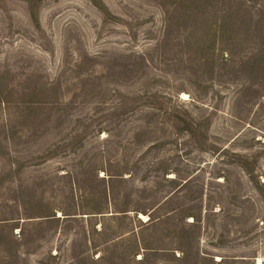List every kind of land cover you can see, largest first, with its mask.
<instances>
[{
  "label": "rangeland",
  "instance_id": "1",
  "mask_svg": "<svg viewBox=\"0 0 264 264\" xmlns=\"http://www.w3.org/2000/svg\"><path fill=\"white\" fill-rule=\"evenodd\" d=\"M0 264H264V0H0Z\"/></svg>",
  "mask_w": 264,
  "mask_h": 264
},
{
  "label": "bare ground",
  "instance_id": "2",
  "mask_svg": "<svg viewBox=\"0 0 264 264\" xmlns=\"http://www.w3.org/2000/svg\"><path fill=\"white\" fill-rule=\"evenodd\" d=\"M140 218H142L144 221L148 220L147 215H144V214H140Z\"/></svg>",
  "mask_w": 264,
  "mask_h": 264
}]
</instances>
